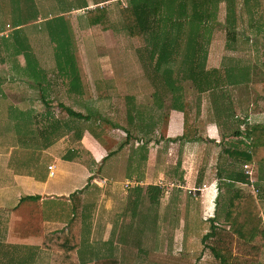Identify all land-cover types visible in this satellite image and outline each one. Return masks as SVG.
Wrapping results in <instances>:
<instances>
[{
    "label": "crops",
    "instance_id": "1",
    "mask_svg": "<svg viewBox=\"0 0 264 264\" xmlns=\"http://www.w3.org/2000/svg\"><path fill=\"white\" fill-rule=\"evenodd\" d=\"M117 1L120 6L126 2ZM176 2L186 8L188 17L202 19L205 0ZM261 2L264 0H210L214 23L225 24L224 32L212 29L203 35L210 39L203 69L215 81L204 87L192 83L196 93L189 100V79H178V93L172 88L174 79L163 78L161 84L148 80L152 92L147 98L154 110L150 112L148 106L146 115L131 114V128H117L122 134L115 137L114 148L103 132L92 135L87 129L73 142L67 139L63 151L57 137L44 143L37 139L13 145L5 135H19L20 127L14 130L9 120H0V132L13 127L0 135V264H53L58 258L43 246V240L69 228L73 206L77 207L75 226L80 237L76 264H94L103 257L114 258L118 264H219L202 237L211 222L222 224L228 184L230 192L232 187L252 194L264 222V161H244L223 149L248 151L249 144L238 140L234 131L246 123H264V97L251 89L264 81L254 80L252 65L257 62L249 59L257 44L264 49V43L252 41H264ZM230 5L234 6L233 28L243 13L254 21L255 30H226L230 28ZM63 19L67 23L65 16ZM22 33L25 38V30ZM70 52L77 78L66 97L85 102L80 98L86 96L83 78L75 52ZM36 55L34 52V72H41L44 68ZM17 56L15 67L25 73L24 57ZM171 65L164 62L159 66L167 70ZM179 67L180 72L182 62ZM35 78L19 79L24 94L16 100L6 97L0 85V102H10L21 112L31 111L36 122L42 115L38 103L50 96L44 98V84ZM156 87L170 89L161 92ZM172 98L175 101L168 105ZM0 117L6 118V114L0 113ZM246 162L254 165L251 185L242 170ZM234 172L242 173L243 179L229 178ZM99 179L106 183L96 184ZM125 182L131 184L124 186ZM77 190H81L80 196L72 198ZM243 248L248 264H264V247L255 255L249 254L247 246Z\"/></svg>",
    "mask_w": 264,
    "mask_h": 264
},
{
    "label": "rangeland",
    "instance_id": "2",
    "mask_svg": "<svg viewBox=\"0 0 264 264\" xmlns=\"http://www.w3.org/2000/svg\"><path fill=\"white\" fill-rule=\"evenodd\" d=\"M58 1L63 2L62 0H34V6L39 15L37 21L23 25L25 33L28 35L25 37V39L27 38L26 44H29L33 54L34 52L37 54L36 56L44 68L40 77H38L44 84L42 86L43 93H47V95H44V98L50 96V99L48 98L47 101L38 103L37 109L41 110L42 115L36 119V122L35 116L31 114V111H26V113L21 112L17 106L12 107L10 102H0V113L6 114V118L0 117V120L4 122L9 120L14 130H16L17 126L20 127L19 135L13 136L12 134L5 136L11 139L12 143H14L13 145L16 144L18 146L25 145V143L30 144L37 139L44 143L51 137H57L56 139L60 140L59 148L63 151L66 144L69 143H67V139L73 142V139L78 138L81 132L87 129L91 131L92 135L95 133L100 135L103 132L101 135L104 136L105 134L112 148H114L115 141H117L116 138L122 134L117 128H131V125L127 123L129 112L133 116H136L140 112L141 115H146L148 106L150 107V112L154 110V105L148 102L147 98L152 92V88L147 85L148 80L161 84L163 78H167V80L171 79V81L174 79L175 82L172 88L173 90H177L178 79L181 77L178 67L181 65L183 58V41L180 45V53L176 57L174 56L175 59L168 73L167 70L159 66L161 63L155 61L153 65V61L156 59L149 60L147 46L142 40L129 37L121 27L122 22L119 14L121 1L82 0L90 6L85 9L73 8L63 13L60 11ZM72 1L75 2L76 0ZM97 1L101 5L107 4L110 26L104 29L100 25L89 26L85 17L84 12L88 8H92ZM65 2L67 3V1ZM261 3V19L263 20L262 26L264 30V2ZM26 9L27 7L25 6L22 11L25 12ZM61 14L67 18V23H65L68 31V47L70 51L73 50L75 52L76 62L80 71L79 74L83 78L86 94L85 98L82 96L80 98L85 102L82 100L71 101L70 97H66V94L69 93L67 92L69 86L73 87L71 86L73 84H68L70 75L58 70L60 63L57 64L55 58V51L57 50L55 42L45 27V19ZM12 15L11 1L0 0V54L3 58L0 61V85L4 88L6 97L9 96L12 100H16L20 95L24 94L20 87L19 79L22 77L30 78L31 76L27 71L25 73L18 72L17 67H15V64L17 65V54L19 53L14 47V45L16 46V41L11 37L13 32ZM247 19L241 13V19H239L236 29L230 27L226 28V30H255L254 21H248ZM54 23H56V20ZM22 27L19 30V34L24 31ZM224 27L225 24L215 23L212 29L224 32ZM21 34L24 35L23 33ZM20 39L22 38L20 37ZM205 39H208L207 43H209V37L207 36ZM252 41L264 43L263 40L258 39ZM256 47L257 50L251 51L249 55L251 61L257 62V64L252 65L255 68V70H252V73L254 78H256L254 80L258 81L261 78L264 81V49H259V44ZM61 50L63 51V49ZM236 54L234 53L235 57L237 56ZM260 68L262 69L260 70ZM212 77L213 75L203 77L205 80L201 84L204 85L205 82L213 83L215 80ZM186 84L188 99L192 100L190 98L196 93L193 91L194 86H192V82L190 81ZM50 85L53 86L52 89H50ZM154 89L161 90L162 92L170 88L156 87ZM251 89L256 95L264 97V84L262 81L257 85L253 84ZM49 91L53 93L51 94ZM51 95L53 96L52 98ZM252 97H254L253 94ZM173 98L171 101L168 100V105L169 102L175 101ZM62 106H68L83 114H89L90 118L84 121L69 117ZM11 129L6 126L2 131L4 133L6 130L10 132ZM2 131L0 135H3Z\"/></svg>",
    "mask_w": 264,
    "mask_h": 264
},
{
    "label": "trees",
    "instance_id": "3",
    "mask_svg": "<svg viewBox=\"0 0 264 264\" xmlns=\"http://www.w3.org/2000/svg\"><path fill=\"white\" fill-rule=\"evenodd\" d=\"M10 1L13 12L11 37L16 41L14 47L19 54L23 55L27 72L30 73L33 70L31 77H36L35 80L37 81L40 77L39 74L41 75L43 71L35 70L37 72H34L35 56L30 50L29 44H26L27 38L20 36L22 32L19 34V30L21 25L36 20L39 16L38 11L34 6V0ZM62 1H58L62 13L73 8H86L88 6L87 2L82 0H76L77 2L72 0ZM176 1L126 0L125 5H121L119 8L121 27L129 37L142 40L147 46L149 60L152 61L155 58L158 63L172 64L175 57L180 53V45L183 41L182 63L184 68L180 70V74L182 78L191 80L193 84L199 83L204 87L205 85H202L201 82L205 80L203 77L207 76L203 66L208 39H205L206 37H203V35L210 32L215 26V10L212 6H209L208 2L210 0H205L202 19L195 20L191 16L188 17L185 7L175 5ZM95 3L92 8H88L85 12L88 25H100L103 29L109 27L110 20L106 6L97 4L98 1ZM25 6L27 9L23 12L22 9ZM233 11L234 6L230 5V27L232 28L235 27L236 23L231 16L234 13ZM55 20L56 23H54ZM44 21L48 34L55 42V48L57 49L55 58L57 64L60 63L58 70L70 75L68 84H73L77 78V70L75 69L74 56L68 47L67 25L63 16L62 14L56 15ZM0 59L1 61L3 59L1 54ZM170 69H167L168 73ZM230 75L232 77L231 72ZM62 107L69 117L84 121L90 118L89 114H83L68 106ZM128 115L127 123L130 124L132 121L131 113L129 112ZM242 127L241 130L237 129L234 133L238 140L248 143L250 149L240 151L223 148L224 151L229 152V155L231 152L232 156L244 161H264V123H246ZM228 177L235 180L243 179L240 172H234L232 175L228 174ZM227 187L229 195L225 202L222 224L211 222L209 231L203 235L202 239L204 246L218 259L219 264H248L250 259L242 253L243 245L248 247L245 249L249 251L250 255H255L258 249L264 247V222L258 214L251 193L232 187L230 192V184ZM80 194L81 190H77L71 196L73 198L75 195L80 196ZM73 211L74 217L66 231L54 232L47 235L43 240V246L51 249L58 258L53 264H76L75 251L80 243L79 231L75 226L78 221L75 218L76 206H73ZM94 264L118 263L114 258L103 257L96 259Z\"/></svg>",
    "mask_w": 264,
    "mask_h": 264
},
{
    "label": "built area",
    "instance_id": "4",
    "mask_svg": "<svg viewBox=\"0 0 264 264\" xmlns=\"http://www.w3.org/2000/svg\"><path fill=\"white\" fill-rule=\"evenodd\" d=\"M48 168L50 169L51 167L48 166ZM242 170L245 174V176L247 177V180H249L248 184L251 185L252 183V175H253V172H254V165L250 164V163H243L242 164ZM96 184L98 185H103L106 183V180L105 179H99L98 181H95ZM131 183L130 182H125L124 183V186H128L130 185ZM252 192H255L256 190L252 187L251 188Z\"/></svg>",
    "mask_w": 264,
    "mask_h": 264
}]
</instances>
